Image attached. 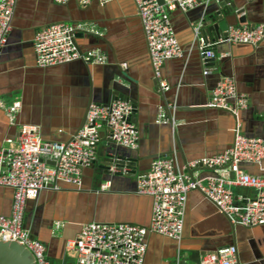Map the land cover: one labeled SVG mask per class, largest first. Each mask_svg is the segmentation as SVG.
<instances>
[{"label": "crops", "instance_id": "obj_1", "mask_svg": "<svg viewBox=\"0 0 264 264\" xmlns=\"http://www.w3.org/2000/svg\"><path fill=\"white\" fill-rule=\"evenodd\" d=\"M223 6L242 11L228 18L229 27L264 26V0H212L207 7L173 11L171 24L183 57L165 62L162 79L168 90H163L154 78L133 0H115L105 6L93 2L87 7L75 1L60 6L53 0H18L8 44L0 56V101L6 105L21 103L19 125L37 127L43 140L67 143L79 132L91 101L107 103L120 94L137 107L130 121L139 132L137 150L114 145L107 128H102L95 165L84 171L82 187L62 185L59 192H42L38 199L28 202L23 226L44 244L51 264H75L65 243L86 223L149 226L153 201L139 195L136 187L137 177L149 170L155 156L171 158L178 173L191 174L189 163L215 157L231 147L237 126L247 137L264 139V41L258 47L216 44L219 37L205 23ZM241 19L246 22L241 23ZM62 22L83 24L91 30L85 33L92 36L76 39L80 52L100 51L106 64L75 61L39 68L33 50L35 33ZM198 39L211 45L217 56L207 64L201 59ZM204 69L210 74L203 75ZM225 77L233 78L247 99L248 108L238 119L229 111L209 107L214 88ZM161 110L168 120L163 125L157 123ZM17 138L18 129L9 125L0 108V150L7 145L6 139ZM107 152L123 157L129 173L112 174L102 168ZM135 163L137 173L131 176ZM246 170L262 174L255 166ZM197 171L200 178L212 174L204 167ZM102 185H108L107 189L102 190ZM233 191L235 202L255 196L251 188ZM13 194L12 189L0 187V215L11 214ZM145 243L144 264H199L203 255L227 246L237 248L240 264H264V226L233 228L199 191L188 195L180 243L153 233Z\"/></svg>", "mask_w": 264, "mask_h": 264}, {"label": "built area", "instance_id": "obj_2", "mask_svg": "<svg viewBox=\"0 0 264 264\" xmlns=\"http://www.w3.org/2000/svg\"><path fill=\"white\" fill-rule=\"evenodd\" d=\"M71 1L80 7H87L93 2L105 6L115 0H53L60 6ZM133 1L142 22L154 78L163 90H168V85L162 79L163 66L167 61L183 57L170 14L175 10L187 12L207 7L212 0ZM17 2L0 0V56L8 44ZM90 31L83 24L65 22L40 29L33 39L36 65L42 69L75 61L105 65L107 59L100 51L82 53L74 44L75 35ZM263 41L264 26L242 25L229 27L226 36L220 37L216 44L258 47ZM198 44L203 63L207 64L217 57L211 45L201 39H198ZM123 67L126 68V65ZM209 74L210 70L204 69L203 75ZM209 107L229 111L238 119L248 105L245 95L239 93L235 80L225 77L214 88ZM0 108L5 112L9 125L18 129V138L15 141L6 139L8 146L0 150V187L12 189L14 193L11 214L0 215V241H14L25 246L36 264H51L44 244L32 239L23 226L28 202L38 199L42 192H59L62 185L81 188L84 171L96 161L95 149L102 128H107L114 145L137 150L139 132L129 120L133 107L122 100L110 105L91 104L84 126L67 143L43 140L37 127L19 125L20 102L6 105L0 101ZM157 123H168L163 110L158 114ZM234 134L233 144L223 153L189 163L187 169L192 171L191 174L178 173L171 158L156 156L149 170L137 177V193L153 201L149 226L95 221L84 224L78 235L65 243V249L74 258L75 264H144L147 252L145 238L152 233L180 243L188 195L192 191L201 192L233 226H264V139L243 135L239 126ZM247 166L257 167L262 174H251L246 170ZM199 167L210 170L212 174L200 178ZM110 172L128 174L129 170L124 167L119 172L113 166ZM107 187L102 185L101 189L106 190ZM234 188H251L255 196L235 202ZM55 227L59 229V223ZM237 254L235 246L223 247L203 255L199 264H236Z\"/></svg>", "mask_w": 264, "mask_h": 264}, {"label": "water", "instance_id": "obj_3", "mask_svg": "<svg viewBox=\"0 0 264 264\" xmlns=\"http://www.w3.org/2000/svg\"><path fill=\"white\" fill-rule=\"evenodd\" d=\"M158 1L160 3H162V0H158ZM234 13H236V15H240L242 13V11H240V12L237 11L235 6H232V8H229L228 6H226L223 8L222 11L218 12L217 14L210 15L208 17L209 20L206 21V23H205V27L209 26V27H207V28H209V31H211L212 33L214 32L219 38L225 37L227 34V30L229 28L228 18L231 15H233ZM217 20L220 21L219 24L214 25L215 21H217ZM240 22L245 23L246 19H241ZM205 32L207 33V31H205ZM86 35L92 36L93 34L92 33H80V34L75 35V37H74V44L77 46L79 51H80V47H79L78 43L76 42V39H83ZM211 60H214V59H210V61ZM117 100L131 102L129 99L121 97L120 94H116L114 97H110V99L108 100L107 103H96V104L110 105L111 103H113ZM93 103H95V102L91 101L90 105ZM131 104L133 107V112L129 118L130 121L134 118V115L137 112V107H136L135 103L131 102ZM90 105H89V107H90ZM89 107H88V109H89ZM88 109H87V112H88ZM85 120H86V115H85V119L82 123L81 128L84 126ZM155 158H156V156L154 157V159ZM105 161H106V165H104L102 168H104L107 172H110V169L113 166L117 170H119V172H121V170L124 168V165L126 164V160L123 157L115 158L111 152L106 153ZM132 162H134V160H131V164H132ZM94 165H95V163H94ZM94 165H93V167H94ZM136 173H137V165L135 163V167L132 166V168H131V174H132L131 176H134ZM117 174H121V173H117ZM234 227L235 226H233V228ZM31 238L35 239L32 235H31ZM0 264H36V262H35V259L32 255V253L25 246L20 245L14 241H3V240H1L0 241ZM236 264H240L239 261H237Z\"/></svg>", "mask_w": 264, "mask_h": 264}, {"label": "clouds", "instance_id": "obj_4", "mask_svg": "<svg viewBox=\"0 0 264 264\" xmlns=\"http://www.w3.org/2000/svg\"><path fill=\"white\" fill-rule=\"evenodd\" d=\"M31 235V234H30Z\"/></svg>", "mask_w": 264, "mask_h": 264}]
</instances>
